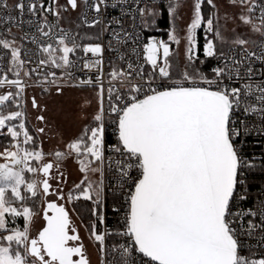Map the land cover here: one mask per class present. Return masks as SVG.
<instances>
[{"label": "snow or ice", "instance_id": "6c2138e0", "mask_svg": "<svg viewBox=\"0 0 264 264\" xmlns=\"http://www.w3.org/2000/svg\"><path fill=\"white\" fill-rule=\"evenodd\" d=\"M185 2L168 0L166 9L154 6L158 0L152 4L146 0H66L67 7L58 0H48L47 6L44 0H17L13 5L19 16H6L5 23L19 26L27 10L33 17H42L36 32L55 43H42L36 35L25 33L21 39L36 46L33 53L0 33V87L16 88L0 94V135L10 138L0 151L4 161L0 163V264H90L66 207L79 200L92 205L89 211L94 219L86 230L97 243L100 264H264V257L243 255L245 241L241 239L259 234L264 247V190L257 203L247 204L249 175L256 170L264 173V158L257 165L254 157L243 152L249 136L264 137V0H227L242 9L238 16L222 14L217 0H192L181 64L171 45L181 43L177 21ZM81 6L77 31L60 27L61 11ZM117 6L121 17L108 19L107 10ZM8 8V0H0V9ZM165 11L170 18L168 40L149 36L143 44V60L150 70L129 61L126 67H113L108 73L106 113L105 45L82 44L77 37L98 41L107 34V50L124 62L128 47L139 44L140 30L154 28ZM48 14L56 18L55 24L48 22ZM236 19L249 27L251 36L228 28ZM82 26L99 28V32L95 37L81 36L78 29ZM201 29L203 60L198 55ZM6 31L11 35V28ZM78 50L95 58L85 59L82 65L95 70V80L88 77L72 83V70L79 65L71 57ZM131 50L137 53L135 47ZM33 55L35 67L25 70ZM208 59L217 61L210 75L198 66ZM257 63L260 68L255 67ZM49 66L62 69V74L57 77L49 71L38 85L55 86L57 94L65 84L95 85L98 98L90 125L65 150L51 154L55 164L45 163V153L32 147L35 140L20 110L25 91L21 72L28 78L33 73L39 77ZM9 73L15 78L10 79ZM31 102L33 108L39 107L35 97ZM10 105L17 110L5 111ZM106 115L117 132L113 145L106 144ZM37 120L43 122L45 117ZM36 131L43 134L45 128ZM69 158L77 163L82 178L65 194L62 187L53 189L50 179L55 166L58 184L66 182L59 169ZM26 174L33 178L27 179ZM109 191L118 193L111 207L117 223L113 229L100 231L97 224H105ZM50 196L56 200H49ZM37 198H42L40 214L45 223L32 237ZM21 217L24 227L13 226Z\"/></svg>", "mask_w": 264, "mask_h": 264}, {"label": "rangeland", "instance_id": "374dc122", "mask_svg": "<svg viewBox=\"0 0 264 264\" xmlns=\"http://www.w3.org/2000/svg\"><path fill=\"white\" fill-rule=\"evenodd\" d=\"M217 3L220 6L222 14L226 11L230 15L238 16V14L242 11L239 6H232L228 4L227 0H217ZM58 4L60 6L67 7L65 0H59ZM191 5L192 0H186L184 7L180 9V16L182 18L177 21V29L178 33L182 37L181 43L179 46L174 44L171 45V47L178 53L176 60L181 64L184 61V50L186 46L183 39L184 29L190 21ZM155 7L159 9L161 6ZM81 9L82 6L77 10H71L69 7L68 11H61V23L69 26H76L79 22ZM233 27L236 28L237 33L245 34L246 36L252 35L249 27L241 24L239 19H236L235 23H228L229 29ZM253 38L258 39L257 37ZM162 40L167 41L168 35L167 37L162 38ZM12 88L13 87L6 89L3 88L1 90V94L11 91ZM42 88L44 87L35 85L27 87L23 93L22 108L20 110L26 114L23 118L25 125L28 120L35 130L40 127L45 128V132L43 134L36 131L40 138V147L38 150H42L43 153H45V163L51 161L55 164V158L51 154L56 150H65L66 145L79 136L81 129L87 123L92 121V116L97 112L98 108L97 91L93 88H79L65 84L61 94H57L55 86L45 87L48 88V93L43 94L41 91ZM32 97H35L39 107L33 108L31 102ZM41 115L45 117L43 122L37 120V117ZM3 162L4 161L0 159V163ZM60 168L67 178L64 185V193L67 194L73 189L74 185L80 181L82 174L79 172L78 165L73 158L63 161ZM36 178L39 179V177ZM66 206L69 209L72 221H75L77 224L80 236L82 237V241L86 248L87 256L90 260V264H100V254L97 251V243L89 238L86 226H84L78 219L71 207V204H66ZM37 213L38 214L34 217L30 225V236L32 237L37 235L38 231L45 223L42 218V214H40L41 210Z\"/></svg>", "mask_w": 264, "mask_h": 264}, {"label": "built area", "instance_id": "2783aa9c", "mask_svg": "<svg viewBox=\"0 0 264 264\" xmlns=\"http://www.w3.org/2000/svg\"><path fill=\"white\" fill-rule=\"evenodd\" d=\"M17 2V0H8L9 3V8L8 9H0V33H4L5 37L8 39H12L15 38V40L17 41V44H22L25 48L27 49H31L33 53L36 52V46L33 45L32 43H30L27 40H23L21 39L25 33H28L29 35H36L38 40H40L42 43H48V42H52L55 43V40H49L48 38L42 37L40 36V34L38 32H36V28H37V22L42 20V17L37 15L35 17L29 15L27 13V10H25V14L23 15V17L20 20L19 26L13 25L11 23H5L4 19L6 16H19V13L14 9L13 5ZM46 6L48 3V0H44ZM59 2V0H58ZM115 0H110V3H114ZM146 2L152 4L153 0H146ZM167 5L168 4V0H158V3H155L154 6H159V5ZM82 11V9H81ZM106 17L108 19H111L112 17H116L117 19H119L121 17V8L119 6H117L116 8H109L106 12ZM47 20L50 24H55L56 18L54 16H52L51 14L47 15ZM31 21V22H30ZM59 25L60 27L64 28V29H72L73 31H75L72 26L66 25L61 23V21H59ZM125 26H128V21L127 19H125ZM11 28V35L7 34V29ZM98 32H99V28H98ZM96 34L91 33L89 36L95 37ZM140 35V41L139 44H132L128 47L127 52H128V60L121 62L118 60H115V53L110 52L107 50V41L109 39V36L107 34L101 35L100 40H92L89 42H85L83 44H88V43H103L105 45V52L103 54V60H104V65H103V84H104V88H105V111L107 113V109H108V104H107V88L109 87L108 84V73L112 70L113 67L120 69V68H124L126 67V63L127 62H139L142 64H145V70L148 71L150 70V67L144 62L143 60V44L147 42V38L149 36L156 38L157 40H162L163 36L161 33L157 32V33H152V34H147L145 31L140 30L139 32ZM77 41H78V37H77ZM135 47L137 49V53H132V48ZM24 59H29L28 57H22ZM74 61H76L78 63V67H76L75 69H73V80L72 83L75 84L79 79H87L88 77H92L93 80H95L96 77V72L95 70L93 71H88L86 69H83L82 65L85 59H95L94 57H91V54H88L87 57L84 56V53L82 51H77V54L75 57H71ZM32 59V63L31 64H26L25 65V70H30L31 68L35 67L36 61H37V57L35 55H33L31 57ZM7 64H8V57L5 56L4 59V68L6 70L7 68ZM256 68H260L261 65L259 63H257L255 65ZM49 71H55L57 73V77H59L63 70L62 69H55L52 67H46L43 69V71L41 72V76H37L35 73L32 74L31 78L25 77L23 75V72H21V76L20 79L22 80V82L25 85V89L27 87H29L30 85H35V86H40L38 85L37 81L47 72ZM10 79H14L15 77L12 76L11 73L8 74ZM47 86H52V85H43L41 87H47ZM15 87V86H12ZM2 88H9V86L5 85ZM79 88H93L97 91V87L95 85L93 86H88V85H83V86H79ZM105 139H106V144L107 145H113L117 142V132L115 129V125L112 123V118L108 117L106 115V133H105ZM243 152L246 156L252 158L254 157L255 162L257 163V165H259L260 160L262 158H264V137L261 136H249L247 138V142L244 145L243 148ZM260 174V182L257 186H253V184H250L249 179L255 175V174ZM249 179H248V183L251 186V191H250V199L247 202L248 206L252 205L253 203H257L258 201L256 200V198L258 196L261 195V190H264V173L259 172L258 170L254 171L253 173H251L249 175ZM110 195H118L117 194H113L111 191L107 192V199H106V208H105V215H106V220H105V224L104 225H100V231H103L105 228L108 229H113L112 228V223L116 222L117 223V217L114 216L112 214V212H109L108 210V202H109V196ZM121 203L123 202L122 199L120 201ZM114 203H112L113 205ZM112 220L111 222L109 220ZM121 222H122V217L120 218ZM242 241H245L244 244V248L242 249V253L245 256L248 257H255V258H261L264 257V247L261 246V237L259 234L252 236L251 238H241Z\"/></svg>", "mask_w": 264, "mask_h": 264}, {"label": "trees", "instance_id": "16d2710c", "mask_svg": "<svg viewBox=\"0 0 264 264\" xmlns=\"http://www.w3.org/2000/svg\"><path fill=\"white\" fill-rule=\"evenodd\" d=\"M159 6H163V8L166 9V5H159ZM203 12L205 15H207L209 13V8L208 6L205 4L204 7H203ZM168 27H169V17L165 12H162V14L160 15V17L157 18V24L154 28L150 29V30H147L145 31L147 34H152V33H161L163 38L167 37V32H168ZM72 28L77 31L76 29V26H72ZM78 31L80 32V35L81 36H89L91 33H94V34H97L98 33V28L96 29H93V28H87V27H80L78 29ZM92 40H95V39H83L81 40L80 37H78V42L79 43H85V42H89V41H92ZM203 43H204V40H203V31L202 29L198 31V47H199V52H198V55L200 56V59L203 60L204 57H203V52H202V46H203ZM217 63V61L215 59H208L204 64H199L198 63V66L205 72V73H209V69L214 66L215 64ZM3 88L0 87V94H1V90ZM45 88H42L41 91L43 94H46L48 93V90L45 91L44 90ZM48 89V88H47ZM11 91L15 92L16 91V88L13 87L11 89ZM22 108V101H21V107L20 109ZM14 110H17L15 109L14 107H12L11 105L5 109V111H14ZM92 122V121H91ZM87 123L86 125H90V123ZM26 125H27V130L29 131V133L34 137V140H35V143L34 145H32V147H34L36 150H38V148L40 147V138L36 132V130L34 129V127L30 124V122L27 120L26 121ZM85 125V126H86ZM84 126V127H85ZM84 127L81 129L80 131V134L82 133V130L84 129ZM79 134V135H80ZM9 142H10V138L7 136V135H0V151H3L5 147H7L9 145ZM38 163V162H37ZM260 174H255L253 175L250 179H249V182L250 184H253V186H257L260 182ZM27 178L28 179H32L33 177L31 176V174H27ZM114 196L113 195H110L109 196V202H108V210L109 212H112L111 211V207H112V203H114ZM30 204H32V201H29ZM41 204H42V198H37L35 200V203H34V207H35V210L36 212H39L41 210ZM91 202L89 201H83V200H79V201H74L73 203H71V207L74 211V213L76 214V216L78 217V219L82 222V224L84 226H88L90 225V223L93 221L94 217L91 216V213L89 211V209L91 208ZM110 222L112 221L111 219L109 220ZM112 228H114L116 226V222H113L112 223ZM15 227H20V228H23L24 227V220L23 218H17L16 219V222H15V225H13ZM97 227L98 229L100 230V225L97 224Z\"/></svg>", "mask_w": 264, "mask_h": 264}, {"label": "water", "instance_id": "95a60500", "mask_svg": "<svg viewBox=\"0 0 264 264\" xmlns=\"http://www.w3.org/2000/svg\"><path fill=\"white\" fill-rule=\"evenodd\" d=\"M59 171L62 172L61 168L59 169ZM58 175H59V173L57 171V168L54 166V168L51 171V177L52 178L50 179V183L52 184L53 189H55L57 187H62L63 190H64V185H65L66 182H64L63 184H58V180H57ZM48 199L55 201L56 197L55 196H50V197H48ZM60 203H65V201H60ZM70 218H71V216H70ZM71 220H72V218H71Z\"/></svg>", "mask_w": 264, "mask_h": 264}, {"label": "flooded vegetation", "instance_id": "af4514ba", "mask_svg": "<svg viewBox=\"0 0 264 264\" xmlns=\"http://www.w3.org/2000/svg\"><path fill=\"white\" fill-rule=\"evenodd\" d=\"M66 1V0H65ZM73 222V224H74V226L77 228V230H78V227H77V224L75 223V221H72ZM78 232H79V230H78ZM79 235H80V232H79ZM81 237V236H80ZM81 239H82V237H81ZM83 242V241H82ZM84 244V243H83ZM86 249V248H85ZM86 254H87V252H86Z\"/></svg>", "mask_w": 264, "mask_h": 264}]
</instances>
